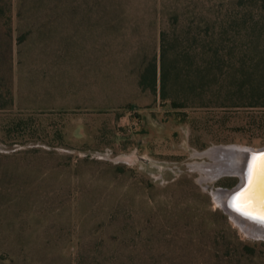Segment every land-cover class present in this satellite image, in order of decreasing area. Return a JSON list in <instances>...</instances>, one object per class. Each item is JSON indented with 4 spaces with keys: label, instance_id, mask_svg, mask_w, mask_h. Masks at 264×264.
I'll return each instance as SVG.
<instances>
[{
    "label": "rangeland",
    "instance_id": "obj_1",
    "mask_svg": "<svg viewBox=\"0 0 264 264\" xmlns=\"http://www.w3.org/2000/svg\"><path fill=\"white\" fill-rule=\"evenodd\" d=\"M248 3L0 0V264H264L209 166L264 145Z\"/></svg>",
    "mask_w": 264,
    "mask_h": 264
},
{
    "label": "trees",
    "instance_id": "obj_2",
    "mask_svg": "<svg viewBox=\"0 0 264 264\" xmlns=\"http://www.w3.org/2000/svg\"><path fill=\"white\" fill-rule=\"evenodd\" d=\"M248 7L244 11V22L246 36L248 37V43L246 45L248 59L246 62L249 71L247 73L254 92H257L258 99L255 101L256 105L264 106V0H248ZM223 54V53H222ZM219 51L215 50V55H218L217 59H221L223 55ZM160 76L157 75V65L149 63L139 75L138 84L142 89L155 90L157 88V80L162 82V98H166L165 95V83H166V67L165 56L162 51ZM254 81V82H253ZM0 93V98H2ZM9 98V96H7ZM6 99V97H5ZM176 106H182L183 103Z\"/></svg>",
    "mask_w": 264,
    "mask_h": 264
},
{
    "label": "water",
    "instance_id": "obj_3",
    "mask_svg": "<svg viewBox=\"0 0 264 264\" xmlns=\"http://www.w3.org/2000/svg\"><path fill=\"white\" fill-rule=\"evenodd\" d=\"M234 146V145H232ZM238 150L240 152L239 155V162L240 164H246L248 162H251L254 157L260 156L262 153H264V145L261 147H248V146H241L238 147ZM243 167V166H242ZM248 168V166L246 165ZM260 171V170H259ZM257 172L255 175L252 184H249V173L245 171L247 175V183L241 184V180L238 181V183L231 187V188H219L217 192H222L223 193V199H222V207L224 210L230 214V215H235L233 211L240 212L242 214H246L251 217L257 218L260 215H264V171ZM251 188L253 192L254 188V195L253 199L250 204H248L243 196L241 195V198L238 200L237 197L240 194H243L246 189ZM258 219V218H257ZM263 220L264 219H259Z\"/></svg>",
    "mask_w": 264,
    "mask_h": 264
},
{
    "label": "bare ground",
    "instance_id": "obj_4",
    "mask_svg": "<svg viewBox=\"0 0 264 264\" xmlns=\"http://www.w3.org/2000/svg\"><path fill=\"white\" fill-rule=\"evenodd\" d=\"M237 145H224L215 147L211 150L213 153L218 155L217 160L214 163H210V169L212 171V177H217L223 173L232 172L238 175V181L241 180V184H246L248 179L246 178L247 173L250 172V164L254 163V159L251 162L246 164H240L239 157H241L240 152L238 150ZM248 166V168L246 167ZM243 166V167H242ZM264 170H260L259 172H263ZM252 194L254 195V188ZM216 200L222 205L223 193L216 192L215 193ZM235 215H231L237 222H239L244 228H246L249 232L264 235V221L259 220L255 217L248 216L247 214H242L240 212L233 211Z\"/></svg>",
    "mask_w": 264,
    "mask_h": 264
},
{
    "label": "snow or ice",
    "instance_id": "obj_5",
    "mask_svg": "<svg viewBox=\"0 0 264 264\" xmlns=\"http://www.w3.org/2000/svg\"><path fill=\"white\" fill-rule=\"evenodd\" d=\"M249 184L251 185L253 179L259 170H264V153L260 156L254 157V163L250 164L249 166ZM243 196L244 200L250 204L253 199V194L251 188L246 189L243 194L238 195L237 199L239 200ZM247 214V213H246ZM258 219H264V215H260L257 217Z\"/></svg>",
    "mask_w": 264,
    "mask_h": 264
}]
</instances>
